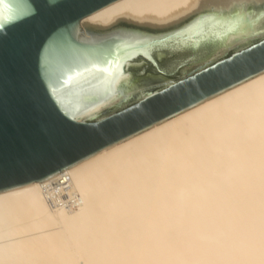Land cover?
Wrapping results in <instances>:
<instances>
[{"label":"bare ground","instance_id":"obj_1","mask_svg":"<svg viewBox=\"0 0 264 264\" xmlns=\"http://www.w3.org/2000/svg\"><path fill=\"white\" fill-rule=\"evenodd\" d=\"M195 2L118 0L80 27ZM102 152L0 193V264H264V73Z\"/></svg>","mask_w":264,"mask_h":264},{"label":"snow or ice","instance_id":"obj_2","mask_svg":"<svg viewBox=\"0 0 264 264\" xmlns=\"http://www.w3.org/2000/svg\"><path fill=\"white\" fill-rule=\"evenodd\" d=\"M61 8L70 0H56ZM74 2V0H71ZM50 11L49 0H0V46L14 37L19 24L37 21ZM173 21L153 22L161 29L167 40L188 43L194 37L207 39L209 34L230 36L231 42L216 48L217 55L206 60L199 67L193 66L186 77L175 69L180 53L161 50L160 61L153 63L157 53H149L165 40L133 35L116 36L105 44V51L99 56L88 58L83 65L61 66L53 73L47 62V46L37 54V69L34 82L27 89V98L33 110L42 118L39 130L44 147L27 146V163L40 167L55 160H63L59 170L64 175L85 172L95 160L105 154L103 149L128 139L129 131L159 122L158 113L195 108L209 95L225 90L242 77L264 73V0H196L194 6ZM135 40V44L131 43ZM144 49V55L137 61H147L151 72H134V63L124 69L127 72V103L116 106L105 103L114 97L121 68L119 53L125 48ZM208 46L198 52L203 55ZM193 56L192 52H187ZM96 73L91 79L88 74ZM154 77V78H153ZM174 81V83H172ZM92 90L104 106L91 121L77 119L64 104L61 93L71 86ZM171 84V86H169ZM2 104V101H0ZM70 122L77 135L69 140L60 135V128ZM55 151L49 152L48 148ZM23 161L17 162V167ZM10 180V168L0 156V185Z\"/></svg>","mask_w":264,"mask_h":264},{"label":"water","instance_id":"obj_3","mask_svg":"<svg viewBox=\"0 0 264 264\" xmlns=\"http://www.w3.org/2000/svg\"><path fill=\"white\" fill-rule=\"evenodd\" d=\"M116 1L118 0H74V2L70 0L69 4L61 8L56 0H49L50 11L46 15L37 21H25L19 24L14 37L0 46V101H2L0 104V156L10 168V180L0 185V193L30 183L43 182L63 172L59 170V165L63 163V160H55L40 167L30 166L27 163V146H45L39 133L42 127V118L33 110L26 95L27 89L35 80L37 54L41 47L47 46L49 70L55 73L61 66L83 65L88 58L103 54L104 45L116 36L133 35L140 39L165 40L164 45H158L148 50L150 54L157 53L153 63L160 61L158 53L161 50L180 53L183 58L177 59L175 69L183 77L191 72L193 66L199 67L206 60L213 59L217 55L216 48L231 42L230 36L222 34L223 29H217V32L221 33L220 35L209 34L206 40L197 36L188 43H178L176 40H167L161 29L153 23L155 21L135 20L127 16L115 19L109 26L83 21L82 26L85 32L82 31L80 23L84 18ZM183 14L177 17H181ZM175 18L170 19L173 21V25L164 27L174 26ZM131 43L135 44V40H132ZM205 45L208 46V50L201 55L198 49ZM189 51L193 53V56L187 55ZM143 55L144 49L139 46L125 48L119 53L121 68L117 91L115 96L109 97L105 103L110 104L113 100L116 101L128 94L127 72L124 71L128 64L134 63V72H144L146 69L151 72L147 61L143 63L137 61V57ZM258 74L260 73L252 74L251 78ZM94 75L96 73L88 74L86 79H91ZM248 79L242 77L232 85H226L225 90ZM84 88L85 90L82 91L69 86L61 93L69 113L75 115L76 118L91 114L104 106L97 94L87 89L86 84ZM221 92L223 91L219 93ZM215 95H209L204 100ZM127 99L116 106L119 107L121 103H127ZM182 111L185 110H178L175 113L170 111L158 113L159 122ZM97 115L86 118V120L91 121ZM155 124L157 123L154 122L151 125H144L143 128L129 131L128 136H133ZM77 131L70 122H65L60 128V135L71 140L76 137ZM48 151L53 152L55 148H48ZM18 161H23L19 167H17Z\"/></svg>","mask_w":264,"mask_h":264},{"label":"rangeland","instance_id":"obj_4","mask_svg":"<svg viewBox=\"0 0 264 264\" xmlns=\"http://www.w3.org/2000/svg\"><path fill=\"white\" fill-rule=\"evenodd\" d=\"M188 74H189V73H188ZM188 74H187V75H188ZM187 75H185V76H183V77H186ZM173 82H174V81H173Z\"/></svg>","mask_w":264,"mask_h":264}]
</instances>
